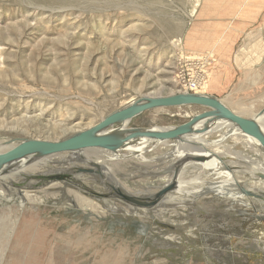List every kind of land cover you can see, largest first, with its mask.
Listing matches in <instances>:
<instances>
[{"label":"rangeland","instance_id":"rangeland-1","mask_svg":"<svg viewBox=\"0 0 264 264\" xmlns=\"http://www.w3.org/2000/svg\"><path fill=\"white\" fill-rule=\"evenodd\" d=\"M256 3L0 0V137L62 141L140 96L190 93L182 92L176 76L177 44L212 61L207 85L199 91L223 99L245 118L259 117L263 125L264 2ZM255 20H260L257 26ZM208 111L201 106L151 110L128 127H178ZM143 151V163L130 159L116 168L122 187L135 189L138 197H144V186L157 182L141 174L143 167L165 170L173 164L169 159L180 160L178 152L165 159L166 149ZM75 168L83 179L91 175L94 189L102 192L103 179L90 174L91 167ZM187 177L189 173L182 180ZM22 178L7 185L8 191L0 183V191L11 199L0 202V239L11 236L1 264H264V241L258 238L264 236V218L257 217L263 216L257 212L264 213V205L236 213L230 203L210 200L192 205L184 215L177 205V213L166 217L170 221L165 223L175 222L170 227L163 218L84 213L72 206L68 192L96 200L74 184L61 186L67 191L35 184L36 176L29 180L35 187L29 192L37 200L20 208L21 193L27 190ZM89 184L87 180L82 187ZM48 188L51 194L43 195ZM101 194L128 203L113 190Z\"/></svg>","mask_w":264,"mask_h":264},{"label":"bare ground","instance_id":"bare-ground-1","mask_svg":"<svg viewBox=\"0 0 264 264\" xmlns=\"http://www.w3.org/2000/svg\"><path fill=\"white\" fill-rule=\"evenodd\" d=\"M196 3L198 4V2ZM191 87L192 91H195L194 89H196L194 93L195 95L205 94L204 91L201 92L198 90L199 86L197 84L194 85L192 83ZM186 89L191 90L187 87ZM132 101L127 104L129 105ZM221 103L233 113L244 117L239 112L231 109L229 105L223 101V99ZM207 109L209 110L208 113L213 112V109ZM261 116L264 117V115H260V117ZM258 118L255 120L262 122ZM130 123L131 122H125L120 125V127L115 126L106 132H115L116 134L125 133L127 132L125 130L130 129L128 127ZM263 125L261 124V129L264 131ZM174 128L176 127H151L147 129L166 131ZM24 141H29V139L11 138V136L9 138L0 137V155L11 152ZM230 142H232V144H228ZM236 148L239 150H235ZM143 149L148 152L156 151L158 149H166L167 154L164 156L165 159H169L171 155L178 152L177 157L180 158V160L177 163L178 160L176 157H173L171 160L169 159V164H173L170 167L168 166L169 168H166L165 170L159 167L151 172L149 167H143L141 174L143 173L145 175L148 173V175L155 177L157 182L151 186H144V197H138L133 195L137 193L135 189H130L129 192L122 187L117 178L119 173L116 168L118 167L119 162L128 161L130 159L136 161L138 160L143 163L146 160ZM122 152H126V154H122ZM62 161L66 162L62 163ZM206 162V165L202 164H205ZM84 165L91 167V170H94L95 173L90 174H97L103 179L105 186L102 185L104 188L102 189V192L106 191L108 193V191L110 192L113 190V192L117 193V191H119L124 195H129L143 201V199L154 198V196L166 186L174 185L175 189L170 191L166 197L163 198V200L158 204V207L156 205L155 208L153 207L147 210L137 209L134 207L135 204L129 202L124 204L123 202L120 203L117 200H109L101 194L102 192L96 191L93 185V182L95 181H93V177H91V175L87 174L86 176L88 179H83L85 176L82 172H80V170H73L75 167L80 168ZM152 173H154V175H152ZM188 173L191 177H187V180H182V178H185ZM22 176H24V178H22V183L26 185L25 188L27 190L21 193L24 198L18 202L20 208H25L28 203H35L34 201L37 200L36 197L34 198L29 192L30 189L35 188L31 186L29 180L33 176H36L38 178V182L35 184L45 182L46 184H51L50 189L52 190L61 188L65 191H67L65 189L66 187H61L62 185L66 186L67 183L74 184L75 187L80 188L78 191L84 192L85 195L87 194L89 197L96 200L93 201L76 192H68L72 196L70 200L72 206L74 208H82L83 211H85L84 213L106 217V212H113L115 214H120L122 212V214L126 213L131 216L132 220L135 218H143L147 220L153 218L157 221V218H163L162 223L168 226L170 225V227H173L175 222H172L174 223L173 225L165 223L170 221V219H166V217H169V214H173L176 211L174 209L177 205L181 206L183 215L186 214V210H193L192 205L200 202L202 203V201L208 202L210 200H219L224 203H230L231 208L236 213H245L247 210L258 209V206L264 205L263 148L258 141L245 135L230 121L213 115L200 120L192 127L191 134L185 135L179 140L158 141L147 137L132 139L128 141L120 151L115 153H109L96 149L76 153H58L45 157H42L39 154H28L21 159L13 160L3 165L0 169V183L2 185H6L5 187L7 191L9 189L7 185H13L17 179ZM122 179L129 180L125 176H123ZM69 180L71 181L69 182ZM87 180L90 184L88 187L83 188L82 185L84 182H87ZM196 184L197 186H195ZM49 193V188L43 191V195L45 196H49ZM118 197L120 196L118 195ZM5 200L8 201L11 199H8L4 190L0 191V202ZM120 204L124 207L121 208ZM135 206L148 208L139 205ZM176 213L177 211L174 214ZM257 213L263 214V216L258 215L257 217L264 218L263 212L258 211ZM152 222H150L151 225ZM154 224H157V222ZM186 224L187 223L181 225L183 226ZM190 227L192 228V231H195L192 225H190ZM10 237L3 238L4 241L0 239V264L2 263L3 256H7L6 253L9 246L7 239ZM258 238L264 241V236L260 235ZM4 253L6 255H4Z\"/></svg>","mask_w":264,"mask_h":264},{"label":"water","instance_id":"water-1","mask_svg":"<svg viewBox=\"0 0 264 264\" xmlns=\"http://www.w3.org/2000/svg\"><path fill=\"white\" fill-rule=\"evenodd\" d=\"M183 106H201L213 109L211 113H204L193 117L189 122L166 131H156L152 129H129L122 134L115 132H106L107 130L122 125L125 122H131L136 117L145 112L160 108H177ZM218 116L233 123L245 135L252 137L261 145L264 150V131L261 129V122L255 119L241 117L227 107L221 101L212 96L195 94H172L169 96L146 95L134 99L129 105L110 114L97 125L88 130L79 132L71 137L56 142L29 140L22 142L16 149L6 154L0 155V169L3 165L17 159H21L28 154H39L42 157L65 153L80 152L85 150H103L109 153L120 151L123 146L132 139L143 137L156 139L158 141L179 140L183 136L191 134L192 127L200 120L208 116ZM90 173H95L93 170ZM175 189L174 185L164 187L154 198L141 201L135 197L124 195L117 191V194L125 201L153 208L158 205L166 195Z\"/></svg>","mask_w":264,"mask_h":264},{"label":"built area","instance_id":"built-area-1","mask_svg":"<svg viewBox=\"0 0 264 264\" xmlns=\"http://www.w3.org/2000/svg\"><path fill=\"white\" fill-rule=\"evenodd\" d=\"M211 62L209 57L189 52L180 44H177L175 71L177 78L182 82V92H189L185 86L191 82L199 86L198 90L207 84L209 80L208 69L211 66ZM191 92H193L192 89Z\"/></svg>","mask_w":264,"mask_h":264},{"label":"crops","instance_id":"crops-1","mask_svg":"<svg viewBox=\"0 0 264 264\" xmlns=\"http://www.w3.org/2000/svg\"><path fill=\"white\" fill-rule=\"evenodd\" d=\"M255 1H256L258 4H261L262 2H264V0H255ZM257 3H256V4H257ZM258 7H259V6L256 5V9H255V10H257ZM255 15H256V14H255ZM258 16H261V15H258ZM258 16H257V17H258ZM260 20H261V19H260ZM260 20H255V24H254V25L257 26V25L260 23ZM186 50L189 51L187 48H186Z\"/></svg>","mask_w":264,"mask_h":264}]
</instances>
